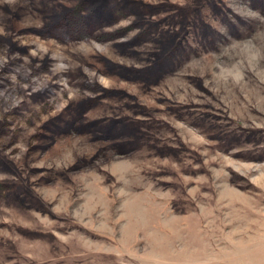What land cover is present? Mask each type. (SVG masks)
I'll list each match as a JSON object with an SVG mask.
<instances>
[{
    "label": "rangeland",
    "instance_id": "374dc122",
    "mask_svg": "<svg viewBox=\"0 0 264 264\" xmlns=\"http://www.w3.org/2000/svg\"><path fill=\"white\" fill-rule=\"evenodd\" d=\"M0 264H264V0H0Z\"/></svg>",
    "mask_w": 264,
    "mask_h": 264
}]
</instances>
